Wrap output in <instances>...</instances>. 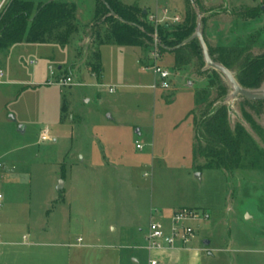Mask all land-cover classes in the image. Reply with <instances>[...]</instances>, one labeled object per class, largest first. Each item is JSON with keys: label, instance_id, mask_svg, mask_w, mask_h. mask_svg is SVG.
<instances>
[{"label": "rangeland", "instance_id": "1", "mask_svg": "<svg viewBox=\"0 0 264 264\" xmlns=\"http://www.w3.org/2000/svg\"><path fill=\"white\" fill-rule=\"evenodd\" d=\"M73 1L79 21L89 22L94 0ZM118 1L145 11L151 25V16H158L162 22L155 28H174L186 18V0ZM188 1L211 47L238 45L253 57L264 55V0ZM8 2L0 0V13ZM165 8L170 14L163 20ZM257 8L263 11L248 15ZM175 16L178 22L171 19ZM94 23L68 46L73 70L70 55L62 64L57 47L20 44L0 57L2 81L8 82L0 85V162L10 173L8 186L0 183L5 195L0 233L11 231L16 242L26 236L36 243L34 229L60 228L62 211L70 209L60 201L64 184L70 205L85 212L71 224L66 221L67 227L89 230L101 221L105 227L126 226L133 237L128 245L144 256L141 264L148 263L143 247L150 221L169 223L183 208L209 214L208 220L186 223L195 230L189 248L199 250L203 264H264V104L232 98L227 80L204 60L195 58L176 71L170 52H161L159 64L174 74L171 89L150 90L157 79L147 70L155 41L121 52L108 39L109 26ZM98 52L100 80L75 77L77 69L79 75L90 73ZM231 72L237 79V71ZM67 77L82 86L58 84ZM220 106L227 108L231 131L240 126L252 141L254 163L242 160L230 171L211 170L200 157L199 148L206 146L200 125ZM43 132L49 141H41ZM204 240L210 241L208 248ZM43 246L1 245L0 264L32 250H50Z\"/></svg>", "mask_w": 264, "mask_h": 264}, {"label": "trees", "instance_id": "2", "mask_svg": "<svg viewBox=\"0 0 264 264\" xmlns=\"http://www.w3.org/2000/svg\"><path fill=\"white\" fill-rule=\"evenodd\" d=\"M186 6V18L182 24L174 28L166 25L155 28L148 23V16L137 7L123 5L118 0H98L95 22L96 25L109 26L108 39L120 48L142 47L145 42H154L153 37L157 36L160 53L170 52L174 56V69L179 71L189 66L195 58L203 61L198 40L180 47L197 28V17L191 10V2L186 0ZM262 11V8H257L248 15H258ZM76 12L75 4L62 0L39 4L32 0H9L0 13V54L22 43L54 44L61 48L69 46L78 33ZM204 41L210 57L216 63L230 71H237V81L242 87L257 89L261 86L264 80V55L253 57L247 47L238 45L213 48ZM93 61L89 65L90 73L100 80L101 52L94 56ZM198 133L206 143L205 147L199 148V155L206 160L208 169L230 171L242 160L255 162L252 141L244 129L238 126L235 132L231 131L226 106L211 112L201 123ZM261 135L264 138V131Z\"/></svg>", "mask_w": 264, "mask_h": 264}, {"label": "crops", "instance_id": "3", "mask_svg": "<svg viewBox=\"0 0 264 264\" xmlns=\"http://www.w3.org/2000/svg\"><path fill=\"white\" fill-rule=\"evenodd\" d=\"M52 1L55 0H37L36 2L35 1L34 2L36 4H39V3H49ZM64 1L75 4L77 8L76 18L78 24V33L74 37H77L79 33L82 34V32L85 29H88L89 27L92 28L93 23L95 22V13L97 10L96 0H94V4L92 8V18L89 22L86 23H81L79 21V16H78L79 8L77 7L78 3H76L73 0H64ZM165 9L168 10V8ZM22 44H26V43H22ZM28 45H40V44H28ZM43 46L60 48L61 51H63L62 64H65L67 56L69 54L71 61L68 66L69 69L73 68L74 58L71 54L72 52L70 47L67 46L65 48H61L60 46L54 44H47ZM120 51L123 52L121 48ZM8 52H6L7 56H8ZM3 54L5 53L0 54V57ZM48 60L52 61L53 60L52 56L47 57V61ZM31 64L36 65V62L33 61L31 62ZM62 68H63L62 66L59 67V70H61ZM77 70L74 71L75 77L76 76L81 77L82 79L86 77H94L96 79L94 75L88 72H86V74L82 73L81 75H79V71ZM1 72L3 73V77L0 78V85L7 84L8 82L2 81L5 75V70L0 68V73ZM43 133L47 135L46 132ZM42 142H46V141H42ZM9 176L10 173L8 170L6 171L3 170L2 173L0 174V183L3 184L4 187L8 186V182L10 179ZM58 190L61 191L62 193L60 195V201L68 205V207L70 208L69 210L64 209L62 211V217H63L62 223L64 224H59L60 228L47 226V228H43V230L39 229V231L34 229L32 236L34 239L39 240L36 243L35 242L28 243V238L26 236L22 237L21 242H16V240H14V234L11 231L0 233V241H1L0 246L20 245V246L31 247L34 245L36 246L44 245L43 247H46L45 245H47L50 248V250H34V251L32 250L30 254H27V256H16L12 264H141L142 258L144 256H141L142 254L140 253H136L135 252L137 251L136 248H132L130 247V245H128V242L132 241L133 238L132 235L131 234L129 235V232L126 230L128 229V227L115 223H110L109 225H107V227H105L104 221L97 223L94 227L90 228L89 230H87L85 227L82 226L70 227L69 225L67 227L68 222L66 221H69V223L71 224L72 219L74 220L77 219L80 216V214L85 212L81 211L79 207H72L70 205V202L68 201V198L65 195L66 188L64 187V184L61 185V187H59ZM0 193L3 195L5 200V195L2 192ZM158 222L165 223L164 221L161 220H159ZM165 224H168V222ZM140 231L142 232V229H140ZM145 237H144V241H145ZM54 240H59L60 242L62 241L64 243L62 244L51 243ZM129 250H131V252H129ZM191 250H192L191 248H188L186 250L183 249L167 250L158 254H154L153 256H147L148 258L147 264H149L151 258L158 260L161 264H203L202 263L203 256L199 255L200 253L199 250L197 249L196 250L197 252L193 251L194 253Z\"/></svg>", "mask_w": 264, "mask_h": 264}, {"label": "built area", "instance_id": "4", "mask_svg": "<svg viewBox=\"0 0 264 264\" xmlns=\"http://www.w3.org/2000/svg\"><path fill=\"white\" fill-rule=\"evenodd\" d=\"M169 10L165 9L161 12L163 16V20L169 19ZM173 21L178 22L179 17L175 16L171 18ZM152 23L157 27L162 20L159 19L158 16H151ZM155 41V51L151 53L152 64L148 67V71H151L153 75L157 78L154 83L148 88L153 91L163 90L168 91L172 87V78L174 74L168 69L164 68L159 64L160 51L159 47V39L157 36H154ZM53 75V73H52ZM3 77V73H0V78ZM50 83V82H49ZM48 83V84H49ZM63 87H71V86H82V84H76L73 82L71 77L62 78L58 81ZM109 92L112 93L113 89L110 88ZM42 141H49L48 136L43 133L41 137ZM143 147L140 144H137V149L141 150ZM4 170V165L0 162V174ZM4 197L0 193V207L2 206ZM209 214L207 212L183 208L176 211L170 222L168 224L151 221L148 226V233L145 237V246L143 247L149 254V256H153L154 254L161 253L167 250H175V249H183L186 250L189 248V245L195 238V230L187 225L186 223L189 221H202L208 220ZM1 244V241H0ZM149 264H161L156 259H150Z\"/></svg>", "mask_w": 264, "mask_h": 264}, {"label": "water", "instance_id": "5", "mask_svg": "<svg viewBox=\"0 0 264 264\" xmlns=\"http://www.w3.org/2000/svg\"><path fill=\"white\" fill-rule=\"evenodd\" d=\"M114 15V13H112ZM146 14V12H144ZM154 38V37H153ZM198 40L200 42V45L202 47V52H203V60L207 66V68L212 69L218 73H220L224 78L227 80L228 84L233 90L232 98H236L238 96H241L249 101L253 102H264V80L261 84V86L257 89H246L242 87L237 79L235 78L234 74L227 69L225 66L222 64L216 63L209 54L208 48L204 42L203 39V34L201 32V21L199 19V22L197 24V28L193 36H191L188 40L183 42L180 47L185 46L189 44L190 42ZM203 245L205 247L210 246V241L209 240H204Z\"/></svg>", "mask_w": 264, "mask_h": 264}]
</instances>
